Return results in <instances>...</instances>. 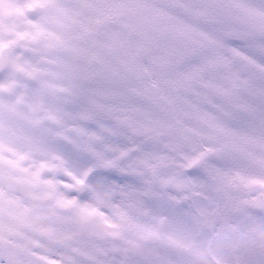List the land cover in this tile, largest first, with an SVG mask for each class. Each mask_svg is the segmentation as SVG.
Instances as JSON below:
<instances>
[{
	"label": "snow or ice",
	"instance_id": "snow-or-ice-1",
	"mask_svg": "<svg viewBox=\"0 0 264 264\" xmlns=\"http://www.w3.org/2000/svg\"><path fill=\"white\" fill-rule=\"evenodd\" d=\"M0 264H264V0H0Z\"/></svg>",
	"mask_w": 264,
	"mask_h": 264
}]
</instances>
